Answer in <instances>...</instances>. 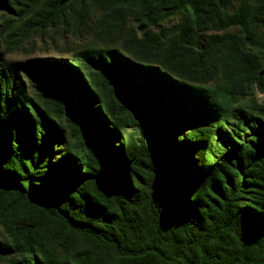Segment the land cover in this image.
I'll return each instance as SVG.
<instances>
[{"label":"trees","instance_id":"obj_1","mask_svg":"<svg viewBox=\"0 0 264 264\" xmlns=\"http://www.w3.org/2000/svg\"><path fill=\"white\" fill-rule=\"evenodd\" d=\"M0 264H264V0H0Z\"/></svg>","mask_w":264,"mask_h":264},{"label":"rangeland","instance_id":"obj_2","mask_svg":"<svg viewBox=\"0 0 264 264\" xmlns=\"http://www.w3.org/2000/svg\"><path fill=\"white\" fill-rule=\"evenodd\" d=\"M51 52V51H50ZM52 53V52H51ZM12 57H14V58H22L23 56L21 55V54H14V55H12Z\"/></svg>","mask_w":264,"mask_h":264}]
</instances>
